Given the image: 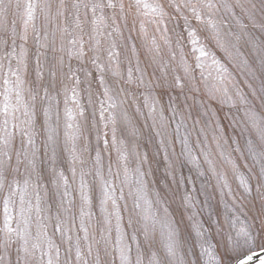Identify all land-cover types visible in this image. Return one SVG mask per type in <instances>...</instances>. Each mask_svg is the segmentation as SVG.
Wrapping results in <instances>:
<instances>
[{
  "label": "rangeland",
  "instance_id": "374dc122",
  "mask_svg": "<svg viewBox=\"0 0 264 264\" xmlns=\"http://www.w3.org/2000/svg\"><path fill=\"white\" fill-rule=\"evenodd\" d=\"M171 3L0 0V264H232L242 228L244 251L264 249V171L250 151L264 147V0L197 3L199 20ZM96 16L113 23L118 54L90 51L82 30ZM94 53L134 68L133 100L97 67L95 99Z\"/></svg>",
  "mask_w": 264,
  "mask_h": 264
},
{
  "label": "trees",
  "instance_id": "16d2710c",
  "mask_svg": "<svg viewBox=\"0 0 264 264\" xmlns=\"http://www.w3.org/2000/svg\"><path fill=\"white\" fill-rule=\"evenodd\" d=\"M107 20L108 19H105V17H103L102 20H99V19H97V16H96V17H94V19L91 22L88 20L89 23H88L86 29L85 30H82V36L84 38H88L93 43L92 44V47L90 46L91 49H92L90 51H96L97 48L101 44L102 46H105V48H106V50L104 52V55H105L106 58H107V54L109 52L108 49H113V50L117 49L116 54L119 53L118 47H115L114 38H115L116 34L114 32L113 23H111V22H109ZM252 21L255 22V21H257V19L256 20L254 19ZM257 22H260V21H257ZM226 27L228 28V25ZM228 30H229V33H232V36H233L234 35L233 32L229 28H228ZM80 34H81V32H80ZM204 34H205V32H204ZM208 35H206V34L204 35L205 36V40L204 41H206L207 43H209V45L212 47V51H213L214 57H216L217 59L219 58L221 61H223L225 63H228L230 57L227 56V54H226L227 51L223 47L224 45H222V42H221L220 38L217 36V37H215V38L212 39L211 36L209 35L210 36L209 37ZM113 36H114V38H113ZM173 39L175 40V44L178 46L179 43H178L177 36H175V38H173ZM104 40H105V43L103 44V41ZM231 41H232L231 38L226 37V40H225L226 44L230 45L231 44ZM173 42L174 41H172V40H170L169 42L166 41V43L164 45H162L161 48H160V45L157 44L156 45L157 48H155L156 52H159V54L161 55V57H163L162 54L164 53V51H163L162 48H164L166 50L169 49V47L173 44ZM83 44H86L87 45L86 41ZM155 44H153V42H152V45L153 46H155ZM95 55H96V53H94L93 56H90V58H88L87 61H86L87 70H94L95 71L92 74L91 80H90V83L93 86V95H94L95 99L97 101H99L101 99V95L99 93H97L96 90H97V87L104 81V78H107L108 76L116 77V75H118L116 73H119V77L121 79H119V81H118L119 84H117V85L120 87V90H122V92L124 94L125 93H129V95H131V97H132L131 100H133V94L131 93L132 92V89H133L132 88L133 86L130 85V83H132V84L133 83H136V77H135V74H134V72H135L134 68H132V66L131 65L129 66V64H128V65H126L127 66L126 70H124L123 72H122V70H119V72H118V70L117 71L116 70H110V67L109 66H107V68H106L103 64H98V63L95 64V61H96L95 60V57H94ZM7 59H8V56H6V60ZM125 59H126V56L125 57L122 56V58L120 59V61L124 62ZM112 60L114 62V65H117L120 62V61L118 62L117 59H112ZM190 62H192V61H190ZM163 63H164V65H163L164 69H166L167 67H170V64L167 61H165ZM228 66L230 67L231 66V63H228ZM96 67L99 68V70L103 74L102 76L104 78L103 77L102 78H99V74L97 73V69H95ZM172 68H173V72L172 73L167 74L168 70H165L164 71V74L168 78L167 80H169L170 78L171 79L172 78L175 79L178 76V74L174 70V67H172ZM72 71L73 70H66V72L64 71V73H66V74H65V78H63L62 82H65L67 84L69 81L72 80V75H71L72 74ZM207 71H209V70H207ZM225 72H227V71L225 70ZM208 74H209V72H208ZM67 75H68V77L66 78ZM192 75L195 76L193 81H194V84L197 85V88L198 89L199 88H202L203 89L204 87H206L208 85V83H207L208 79L207 78L209 76L206 75V74H204V70L203 69L198 70V69L195 68L194 70H192ZM216 78H217V76H216ZM226 78L227 77H223L221 79L223 81ZM177 83L178 84H177V89L176 90H180L183 83H182V81L179 80V76H178ZM174 85H176V84H174ZM63 86H65V85H63ZM141 95L142 94L140 93V96ZM99 107H100V104L98 103V108ZM215 107H216L215 108L216 111H218V114H220V113L222 114V112H221V110H222L221 103L220 102H217V105ZM240 110H242V109H240ZM198 113H199V116L202 115L199 111H198ZM95 115H97V113ZM99 116L100 117H103V114L101 112H99ZM100 123L102 124L103 121H101ZM103 124H105V123H103ZM224 126H225V124H224ZM231 126L234 127V125H231ZM225 128L226 129L227 128L230 129L229 128V124H228V127L225 126ZM231 132H234V131L231 130ZM83 152H85V150H82V151L76 153L77 156H78V161H80L82 159V157H83V155H79V153H83ZM46 169H47V164L45 165V170ZM27 172L32 173V170L31 169H28ZM238 220H240V218Z\"/></svg>",
  "mask_w": 264,
  "mask_h": 264
},
{
  "label": "snow or ice",
  "instance_id": "6c2138e0",
  "mask_svg": "<svg viewBox=\"0 0 264 264\" xmlns=\"http://www.w3.org/2000/svg\"><path fill=\"white\" fill-rule=\"evenodd\" d=\"M197 3H200L203 5V7L205 8H212L213 4L211 3V0H172L171 3V7H174L177 11H179L181 8H189L191 9L192 13L196 16V18L199 20L201 19V15L200 12L197 8ZM99 5H97L98 7ZM158 10H160V16H163L164 13L161 9L160 5H157L155 8H153V12H157ZM188 21L187 18L185 17V24L187 25ZM211 24V22H210ZM214 27V25H212ZM201 51V55L203 57H207L208 53L206 51H204L203 48L200 49ZM184 71L186 73L190 72V69L188 67H185ZM261 144L264 145V139H262ZM256 146H252L250 148V151L253 153V156H259L261 159V170L264 171V147H261V151L259 153H257L255 151ZM73 159L75 160L76 157L74 156ZM258 179L264 181V178L258 177ZM170 238L174 235L172 232L169 233ZM238 235H241L242 237H244L243 242L241 244V242L237 241V245H239V255H238V259L241 260L243 262V257L244 256H248L249 258H251V252L252 249L249 247L247 251H244V246H248V245H252L254 243L253 237H251L249 235V233L247 232V230L245 229H241L240 233H238ZM27 251V249H26ZM173 251V245L170 243L169 244V252L172 253ZM257 259H259V256H257ZM260 264H264V260H260Z\"/></svg>",
  "mask_w": 264,
  "mask_h": 264
},
{
  "label": "water",
  "instance_id": "95a60500",
  "mask_svg": "<svg viewBox=\"0 0 264 264\" xmlns=\"http://www.w3.org/2000/svg\"><path fill=\"white\" fill-rule=\"evenodd\" d=\"M257 256H259V259H257ZM260 260H264V249L251 253V258L244 256L243 262L238 259L233 264H260Z\"/></svg>",
  "mask_w": 264,
  "mask_h": 264
},
{
  "label": "bare ground",
  "instance_id": "6f19581e",
  "mask_svg": "<svg viewBox=\"0 0 264 264\" xmlns=\"http://www.w3.org/2000/svg\"><path fill=\"white\" fill-rule=\"evenodd\" d=\"M252 253V252H251Z\"/></svg>",
  "mask_w": 264,
  "mask_h": 264
}]
</instances>
